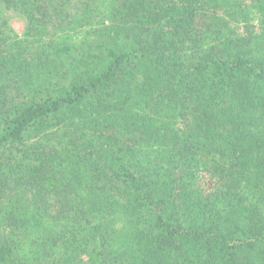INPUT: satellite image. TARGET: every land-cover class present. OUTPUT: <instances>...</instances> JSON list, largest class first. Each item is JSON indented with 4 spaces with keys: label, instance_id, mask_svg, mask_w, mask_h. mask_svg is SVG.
<instances>
[{
    "label": "trees",
    "instance_id": "obj_1",
    "mask_svg": "<svg viewBox=\"0 0 264 264\" xmlns=\"http://www.w3.org/2000/svg\"><path fill=\"white\" fill-rule=\"evenodd\" d=\"M40 1L0 3L24 7L32 24L47 16ZM120 1L110 11L134 29L135 45L101 40L68 87L20 81L40 55L31 43L0 39V203L10 207L0 220L11 229L25 221L14 188L66 187L57 169L26 162L23 139L92 98L90 133H72L69 154L89 173L86 193L70 216L55 217L62 229L40 242L41 256L51 264H264V63L253 60L250 34L233 38L228 19L244 0ZM13 245L12 236L1 240L0 264H26Z\"/></svg>",
    "mask_w": 264,
    "mask_h": 264
},
{
    "label": "rangeland",
    "instance_id": "obj_2",
    "mask_svg": "<svg viewBox=\"0 0 264 264\" xmlns=\"http://www.w3.org/2000/svg\"><path fill=\"white\" fill-rule=\"evenodd\" d=\"M40 2L47 16L37 18L39 21H33L32 24L24 7L0 3V39H7L9 43H31L33 56L40 55L33 61V70L20 80L26 79L25 84L39 85L51 81L53 85L56 84L55 88L61 85L68 87L82 65L79 61L82 54L101 51L96 47L101 40L120 50L135 45L134 29L131 30L130 26L113 17L110 11L122 3L120 0ZM241 8L242 12H238L235 18H228L233 38L245 32L250 34L253 60L264 63V0H244ZM32 12L36 15L35 10ZM60 48L66 49L58 53V58L52 55V50ZM46 54H49L47 59ZM98 54L100 59L96 61L97 66L104 65L105 54ZM86 101L84 106L71 112H59L57 117L51 116L36 131H28L24 136L23 145L27 146L28 153L26 162L34 167L42 165L45 169H57L56 175L66 186L60 192L51 189L48 184L38 189H13L14 198L21 192L19 199L22 206L20 203L19 206L25 221H20L18 227L11 229L0 220V242L8 235L12 236L15 255L26 264H51L52 258L41 256L38 245L50 232L61 231L62 221L55 217L60 214L70 216L76 202L86 193L81 185L86 183L89 173L81 166L73 167L69 160L73 150L72 133L75 138L90 133L92 98ZM261 124L263 129L264 119ZM55 182L59 183L54 181L51 184ZM8 203L7 200L0 203V210L8 208ZM39 215L44 224L35 221ZM52 220H56L59 225H53L51 230L48 221Z\"/></svg>",
    "mask_w": 264,
    "mask_h": 264
}]
</instances>
